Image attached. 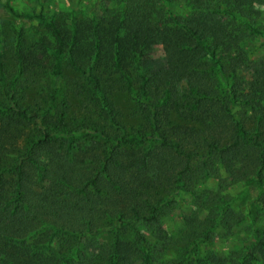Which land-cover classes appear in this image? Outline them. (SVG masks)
<instances>
[{"label": "trees", "instance_id": "16d2710c", "mask_svg": "<svg viewBox=\"0 0 264 264\" xmlns=\"http://www.w3.org/2000/svg\"><path fill=\"white\" fill-rule=\"evenodd\" d=\"M263 1L103 0L49 22L51 60L21 43L0 66V264H158L128 227L169 242L162 217L207 177L262 186L264 54L248 47ZM158 45L165 66L147 69ZM215 201L172 244L186 264H206L189 254L226 214Z\"/></svg>", "mask_w": 264, "mask_h": 264}, {"label": "rangeland", "instance_id": "374dc122", "mask_svg": "<svg viewBox=\"0 0 264 264\" xmlns=\"http://www.w3.org/2000/svg\"><path fill=\"white\" fill-rule=\"evenodd\" d=\"M102 1L0 0V66L10 68L15 66V49L21 43L25 47L30 46L33 52L36 49L38 55L43 53V56L51 60L52 54L48 48L55 44L56 38L49 22L55 19L58 22H65L66 18L83 19L98 12V6ZM255 8L260 14L259 25L263 27L264 1L255 3ZM179 10L187 12L186 5L182 4ZM43 18L46 21H43ZM248 50L249 60L254 62L264 54V39L260 37L254 39ZM164 64L163 46H155L146 57L145 67L158 69L163 68ZM36 93L35 89H29L27 93L29 100H32ZM126 97V94L119 96V102L125 109L130 106ZM263 197L264 184L251 187L242 183L233 184L229 180L221 184L218 179L207 177L201 191L182 193L177 197L176 204L174 203L162 217L164 228L173 240L168 242L166 239H158L155 228L146 222L138 221L134 226L128 227V241L131 243L139 231L140 237L148 240L154 257L160 258L161 263L159 261L158 264H186L185 258L177 254L172 244L179 241L187 229L185 217L199 216L200 219L208 217L210 209H213L210 201L214 198L220 206L217 212L224 211L226 214L222 215L223 220L220 215V226H217L211 240L192 248L189 258L204 259L206 264H264V254L255 249L262 237L260 232L264 231ZM226 220L231 224L230 231L225 224L223 225ZM111 238L110 234H105L97 239L101 243H106ZM160 246H163L161 251H157Z\"/></svg>", "mask_w": 264, "mask_h": 264}]
</instances>
